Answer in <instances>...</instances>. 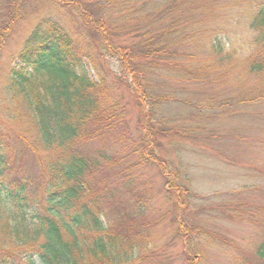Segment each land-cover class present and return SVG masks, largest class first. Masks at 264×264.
<instances>
[{
    "label": "trees",
    "instance_id": "trees-1",
    "mask_svg": "<svg viewBox=\"0 0 264 264\" xmlns=\"http://www.w3.org/2000/svg\"><path fill=\"white\" fill-rule=\"evenodd\" d=\"M102 1L107 6L118 3L99 0L98 4ZM177 4L191 9L181 27L150 31L130 45L120 44L123 37H129L125 25L116 20L108 23L105 15H95V20L91 15L84 17L90 25L87 28L99 33L97 43L89 42L76 26L52 17L34 21L18 54L19 65L24 67L13 69L7 81L6 118L0 119V207L8 204L17 216L23 213L13 221L0 211V264L138 262L136 254L144 244L138 228L141 221H133L126 213L119 215L121 208H129V201L116 194H130L139 186L135 174L140 168L123 149L112 151L125 145L128 133V108L118 94L121 86L131 91L139 114L144 160L149 157L145 151L154 149L153 143L159 147L162 134L156 128L154 111L170 102L153 90V77L178 76L205 86L224 81L236 89L235 106L264 101V0ZM16 12L0 27V43L21 20ZM221 29L227 35L225 42L213 36ZM236 36L241 38L240 53ZM108 57L118 63L119 81H111ZM86 62L96 79L86 70ZM234 105L224 100L218 108L223 112ZM98 139L106 145L95 148ZM137 152L132 154L139 160ZM157 166L175 198L174 205L187 207L193 195L175 167ZM28 210L33 222L25 219ZM260 223L264 225L263 214ZM174 225L178 238L196 250L185 251L186 263L205 264L212 235L200 227L185 229L179 221ZM186 231L192 233L191 240ZM238 250V264H264V235L252 254Z\"/></svg>",
    "mask_w": 264,
    "mask_h": 264
},
{
    "label": "rangeland",
    "instance_id": "rangeland-1",
    "mask_svg": "<svg viewBox=\"0 0 264 264\" xmlns=\"http://www.w3.org/2000/svg\"><path fill=\"white\" fill-rule=\"evenodd\" d=\"M98 1L0 0V27L12 11L21 14L11 35L0 43L1 120L6 118L7 81L13 69L20 71L24 67L19 65L18 54L38 18L52 17L68 26H76L89 42L97 43L99 33L87 28L90 25L84 22V17L88 19L91 15L95 20V15H105L108 23L115 24L116 20L125 25L129 37H123L120 44L130 45L139 43L150 31L181 27L185 13L191 10L178 7L177 3L186 0H117L118 3L109 6L103 1L98 4ZM222 30L213 36L225 42L227 35ZM236 38L240 53L241 38ZM226 42L229 49L231 44ZM96 51L100 50L96 48ZM107 60L112 71L111 81H119L117 75L121 76L122 72L118 63L111 57ZM86 70L92 79L97 78L89 62H86ZM126 78L128 83L132 82L128 73ZM152 82L154 91L170 99L154 111L156 128L162 132L158 137L159 147L153 143L154 149L145 151L149 157L144 160L139 114L131 91L121 86L118 94L122 105L128 108V133L124 146L112 148L114 154L123 149L125 156L140 167L135 174L139 186L130 194L116 193L117 198L129 201V208H121L119 215L126 213L133 221H141L138 228L144 235V244L136 254V264H187L185 251L188 248L192 252L196 250L178 238L174 225L178 221L185 229L195 231L200 227L201 231L212 235L213 244L204 253L205 264H238L241 254L237 247L252 254L264 235V225L260 223L264 215V101L235 106L236 89L224 81L205 86L166 75L153 77ZM224 100L234 106L221 112L218 105ZM95 142V148L106 145L99 139ZM134 150H138L141 159L132 154ZM28 160L33 165L32 159ZM158 164L175 167L180 181L189 187L193 196L187 207L174 205L175 198L168 193L170 187L166 186ZM171 171L168 168L169 177L173 176ZM0 211L13 221L23 216L21 212L17 216L8 204L2 205ZM25 215L27 221H32V211H26ZM179 217L181 219H176ZM257 218L258 223L255 222ZM186 233L190 238L192 233Z\"/></svg>",
    "mask_w": 264,
    "mask_h": 264
}]
</instances>
